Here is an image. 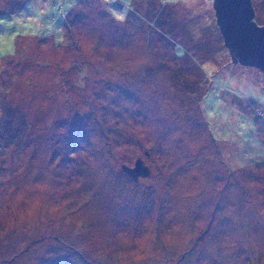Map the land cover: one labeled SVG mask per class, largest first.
Returning a JSON list of instances; mask_svg holds the SVG:
<instances>
[{
    "label": "rangeland",
    "instance_id": "1",
    "mask_svg": "<svg viewBox=\"0 0 264 264\" xmlns=\"http://www.w3.org/2000/svg\"><path fill=\"white\" fill-rule=\"evenodd\" d=\"M80 1L0 0V63L43 64L4 96L0 264H264V72L233 62L213 0H138L95 32L103 7L64 23ZM104 2L122 19L136 1ZM203 117L244 167L231 184ZM138 159L149 176L123 169Z\"/></svg>",
    "mask_w": 264,
    "mask_h": 264
},
{
    "label": "trees",
    "instance_id": "2",
    "mask_svg": "<svg viewBox=\"0 0 264 264\" xmlns=\"http://www.w3.org/2000/svg\"><path fill=\"white\" fill-rule=\"evenodd\" d=\"M135 1H136L135 2V5L133 6L134 7V10H131V14L128 15V16L127 15L126 16H123L122 19H117L112 13L109 12V9L107 8V6H105L106 3L104 2V0H81L80 1V5H78L77 7L73 8L71 11H69L68 15L65 17L64 23H65V25H68V21H69L68 20V17H69V15H70L71 12H73L72 17L74 15H76V17L77 16L82 17L83 15H90L92 12L95 13V11H98V9L100 7H103L104 10L102 12L105 13V16H99V18H98V20L100 22H102V25H97L95 27H94V25L84 26L85 28L82 27L83 29L88 30L89 32L90 31L95 32L99 27H101V29H105L104 27H107V25L109 27H110V25H114V26L115 25H117V26L125 25L128 21H130L131 18L132 19H135L134 14L136 12H138L137 11V8L138 7L136 5L139 2H138V0H135ZM163 2H164V0H163ZM54 7L56 8L57 6L55 5ZM92 18H94V17L92 16ZM256 23H258V22H256ZM64 30H65L64 33L66 34V27H65ZM131 32H133V31H131ZM92 35H94V34H92ZM64 36L62 38H60V41H64L65 40L64 39ZM51 40H52V47H57V48H61L62 47V45L59 46V42H56V40L53 37L51 38ZM46 43L44 44L45 46H46ZM31 54L33 55V59H32V56L28 57L30 54H27V53H25V55L23 57L20 56V58L32 59L31 62H24L23 64H20L21 66L15 65L13 68H11V66H9L10 61L15 56L9 57L6 60L5 66L2 64V62L0 63V67H1L0 68V154L1 153L4 154L5 151H7L8 148H10V146H11L10 141H6L7 138H8V131H9L8 128H14V129H17L18 128L17 126H15V125L12 124L11 112H10V110L6 109V107H5L6 104H5L4 96L5 95H8L11 92L12 83L15 84V81L19 80L18 79L19 76L17 75V73H19V68H23L25 72L26 71L34 72L33 77L36 76V78H38L40 75L37 72L34 71L35 70L34 68L35 67L39 68V69H37L39 71V73H41L40 71L43 68V64H40L39 63L40 58H39L38 55H36L37 52L31 53ZM17 56L18 55H16V57ZM74 63H75L76 68H77V70H76L77 71V74H78V71H81L84 68H88L89 69V65L86 63V59L84 57H82V56L81 57L79 56L78 61H74ZM49 66H51V65H48L47 67H49ZM3 68H5L4 73L2 72V69ZM65 72H66V70H65ZM61 74H63V73H61ZM69 76L70 75H68V77ZM29 77H30L29 78L30 84L28 85V87H34V88L37 87L38 85L37 84L35 85V82H37V81H35L36 79L33 80V77L32 76H29ZM76 77H77V79H79V76L78 75ZM61 80L64 81V82L69 81V79L66 78L65 75L64 76H61ZM32 82H34V83H32ZM17 83H19V85L21 86V84H24L25 82L24 81H22V82L18 81ZM61 83H63V82H61ZM35 90H36V88H35ZM31 93L32 92L29 91V94H31ZM53 102H56V101H53ZM203 120H204V123H205V127L207 128L210 136L212 137L211 143L214 144V146H215L214 148L216 150L215 152L218 155V162L217 161L213 162L212 160H211V162L212 163H216L218 165V167L216 169V173L221 172V173H223V175L229 176V180L225 179V181H227V182H229L231 184V182H233V180H237L238 177L243 174L242 170H243L244 167L243 168H239V169L237 168V170H236V168H232L231 166H229V165H227L225 163V157H224V152H223L224 151V147H222V143H225V142L222 141V140H220V139H218V138L213 137V135L211 134V132L209 131V129L207 127L208 125L205 122V118L204 117H203ZM14 122H16L15 119L13 120V123ZM17 131L18 130H16L15 132H17ZM192 136L194 138L193 141L196 142V139H195L196 138V134L194 132L192 133ZM213 139H216V140H213ZM208 145H209V143H208ZM225 145H226V143H225ZM18 153L21 155L20 157H22V155H24V156L26 155L25 150L23 152H21V153L17 151V154ZM209 157L211 159V157H213V156L212 155H209ZM219 161H220V166L221 165L224 166V167H222L221 170H219V164H218ZM212 163H210V165H212ZM256 168H257L256 169L257 170V173L256 174H259V172H260V169L259 168L260 167L259 166H256ZM126 173L129 174L127 171H126ZM253 176H256V175H253ZM219 177L220 176L218 174H214V176H213V178L215 180L216 179H219ZM251 236H252V234H251ZM252 254H253V251H250L248 254H245V256L243 255V258L241 259V263H243V262H249V264H253L252 262L256 260V257L253 255V258H251Z\"/></svg>",
    "mask_w": 264,
    "mask_h": 264
},
{
    "label": "water",
    "instance_id": "3",
    "mask_svg": "<svg viewBox=\"0 0 264 264\" xmlns=\"http://www.w3.org/2000/svg\"><path fill=\"white\" fill-rule=\"evenodd\" d=\"M217 23L233 62L254 66L264 72V26L256 23L252 0H213ZM131 176H149L150 168L138 159L133 168L123 166Z\"/></svg>",
    "mask_w": 264,
    "mask_h": 264
},
{
    "label": "snow or ice",
    "instance_id": "4",
    "mask_svg": "<svg viewBox=\"0 0 264 264\" xmlns=\"http://www.w3.org/2000/svg\"><path fill=\"white\" fill-rule=\"evenodd\" d=\"M0 23H3V21H0Z\"/></svg>",
    "mask_w": 264,
    "mask_h": 264
}]
</instances>
